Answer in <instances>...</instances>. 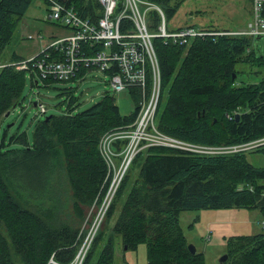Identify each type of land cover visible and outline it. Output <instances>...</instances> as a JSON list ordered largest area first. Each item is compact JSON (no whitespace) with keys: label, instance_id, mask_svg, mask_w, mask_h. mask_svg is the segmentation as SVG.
<instances>
[{"label":"trees","instance_id":"trees-1","mask_svg":"<svg viewBox=\"0 0 264 264\" xmlns=\"http://www.w3.org/2000/svg\"><path fill=\"white\" fill-rule=\"evenodd\" d=\"M61 1L89 22L95 23L102 14L97 0ZM146 1L158 5L168 19L184 0ZM31 2L0 0V57ZM260 5L264 18V0ZM156 12L148 13L153 25ZM254 37L196 36L184 45L153 38L161 76L157 128L181 141L205 146L262 140L264 76L258 83L236 82L237 65H264V59L251 50ZM11 55L5 64L0 62V119L19 105L26 72L30 87L37 80L43 86L60 81L41 80L34 68H14L10 63L19 58ZM85 72L80 69L72 79L82 78ZM126 90L134 104L127 116L119 113L109 93L71 115L74 97L65 88L67 112L34 120L31 141L25 131L8 136L6 130L1 131L0 264H46L52 253L66 263L74 255L80 223L102 192L107 173L98 151L99 139L135 118L138 91L135 87ZM120 143L116 141L115 148ZM253 151L264 155V142L249 150ZM246 155L244 150L204 155L161 146L143 148L120 182L83 264H115L116 245L132 251L140 243L145 247L146 264H204L201 251L187 248L178 214L247 208L258 209L264 220V167L249 165ZM66 203L70 211L64 210ZM98 243L101 247L93 257ZM227 248L226 255L236 264H264L261 232L228 237Z\"/></svg>","mask_w":264,"mask_h":264},{"label":"built area","instance_id":"built-area-1","mask_svg":"<svg viewBox=\"0 0 264 264\" xmlns=\"http://www.w3.org/2000/svg\"><path fill=\"white\" fill-rule=\"evenodd\" d=\"M46 5V19L54 25L66 27L68 34L50 41L35 56L10 63L16 69L34 68L41 80H71L80 69L101 72L109 78L111 92L126 91L135 87L139 100L135 118L126 126L115 128L101 135L98 142L100 157L104 159L106 174L102 192L86 210L83 225L76 236L73 256L61 263L53 253L46 264H83L89 255L95 235L104 221L107 209L113 201L132 160L143 148L161 146L192 154L212 155L235 153L243 150L236 146H205L179 140L166 135L156 126V108L160 90L159 63L152 39L161 38L163 43L174 45L189 43L196 36L218 34H248L255 37L264 35V18L260 15L261 0L252 1L253 21L244 30H218L188 25L167 28L162 9L146 0H97L102 14L95 23L81 19L71 5L61 0H43ZM157 11V21L148 20V13ZM51 48L52 53L46 49ZM149 79V84H146ZM38 112L45 108L38 104ZM120 147L115 148V142ZM264 142L262 138L260 145ZM104 187V188H103ZM264 225V224H262ZM124 264V263H121Z\"/></svg>","mask_w":264,"mask_h":264},{"label":"rangeland","instance_id":"rangeland-1","mask_svg":"<svg viewBox=\"0 0 264 264\" xmlns=\"http://www.w3.org/2000/svg\"><path fill=\"white\" fill-rule=\"evenodd\" d=\"M46 10L43 0H32L28 10L24 13L25 15L17 22L10 43L4 47L0 57L1 63L5 64L10 59L11 54L17 48V44L21 43V39L29 41L36 36L46 38V35L42 32L44 21L48 23L47 20H44L47 15ZM194 11H198V13L194 14ZM242 16H246L250 19V22L254 20L251 11L249 13L244 11ZM238 20H240L239 15L232 12L224 1L184 0L177 7V12L171 18H166V26L167 28H176L181 24H192L202 29H216L219 27L231 30ZM37 25H39L41 33L35 35L34 32L38 29ZM23 29H26L25 38L21 37ZM250 46L255 57L261 56L264 59V35L258 38L254 37L250 41ZM249 64L237 65L239 72L236 76V82L238 84L258 83L264 76V65L256 66L253 63L252 66H249ZM25 81L22 90L23 97L19 105L14 107L7 116L0 119V133L2 130H6L7 136L15 131H25L28 140L31 141L34 120L42 119L50 114L60 115L67 112L69 108L67 107L68 94L63 93L65 88H68L72 93V97H74L73 107L69 109L71 115L82 109H87L93 102H97L104 93H109L113 97L119 113L123 116H127L134 107L133 100L127 90L111 92L108 83L109 78L94 70L86 71L82 78H75L72 81L50 82L46 86L42 85V81L37 80L36 85H32V87L29 86L30 81L26 72ZM38 104H42V107L45 108L43 112H38ZM260 143L261 140L255 139L247 144L242 143L240 145L247 153L246 162L249 165L263 168L264 155L257 151L249 152L256 145L260 146ZM65 207L64 210H71L69 204L66 203ZM178 222L183 236L186 237L187 244L192 245L197 252L201 251L204 264H236L230 256L226 255L228 237L239 235L250 237L260 232L264 234V225H262L264 220L258 209L233 208L184 211L178 214ZM110 223L108 222L107 225ZM82 225L83 221L80 223V226ZM100 247L101 243L95 246L93 257L97 255ZM114 252L115 264H146V251L141 243L132 251H122L120 246L116 245ZM224 255H226V258L219 261V258Z\"/></svg>","mask_w":264,"mask_h":264},{"label":"crops","instance_id":"crops-1","mask_svg":"<svg viewBox=\"0 0 264 264\" xmlns=\"http://www.w3.org/2000/svg\"><path fill=\"white\" fill-rule=\"evenodd\" d=\"M213 1H217V0H213ZM218 1H224V3H226V5L229 8H231L232 12H236L237 15H239L240 17V20H238V22L235 23V27L231 28V30H239V29L244 30L246 25L250 22V19H248L246 16L243 17L242 13L244 11H248V13L251 11L252 13V9H253L252 1L253 0H218ZM198 11H194V14L198 13ZM44 20H47L46 16L44 17ZM181 25H184V24H181ZM36 27H38V29L36 30V32H34L35 35H37V33L39 32L41 33V31L39 30V25H37ZM209 29H214V28H209ZM25 30L26 29H23L21 37L25 38ZM214 30L215 31H218V30L231 31L226 28L223 29L219 27ZM42 32L43 34L46 35V38H43L42 36L41 38L36 36L30 39L29 41H26L25 39H21L20 40L21 43L17 44V48L15 51H13V55H16V57L19 58V60L31 58V56H35L39 51L44 49V46L50 41V39H54V38L68 34L67 28L58 26V25L56 26L53 24L52 21H48V23L44 21Z\"/></svg>","mask_w":264,"mask_h":264},{"label":"water","instance_id":"water-1","mask_svg":"<svg viewBox=\"0 0 264 264\" xmlns=\"http://www.w3.org/2000/svg\"><path fill=\"white\" fill-rule=\"evenodd\" d=\"M5 116H7V112L4 114V117H5ZM237 116H238V115H236L235 117H237ZM45 119H46V118H44V120H45ZM186 246H187V248H188L191 252L196 251L192 245L187 244ZM225 258H226V255L221 256V257L219 258V261H223Z\"/></svg>","mask_w":264,"mask_h":264}]
</instances>
